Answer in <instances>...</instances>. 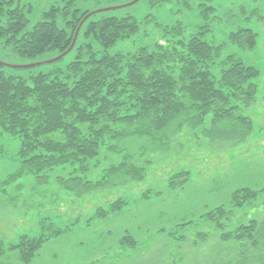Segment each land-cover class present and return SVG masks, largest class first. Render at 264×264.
<instances>
[{
  "label": "rangeland",
  "instance_id": "rangeland-1",
  "mask_svg": "<svg viewBox=\"0 0 264 264\" xmlns=\"http://www.w3.org/2000/svg\"><path fill=\"white\" fill-rule=\"evenodd\" d=\"M13 1L12 7L24 11L27 29L58 6L57 25L71 32L66 20L75 9L89 13L132 0ZM102 16H131L138 29L104 49L85 35L89 17L74 48L50 63L57 54L25 57L1 42L0 61L23 67L0 64V69L26 79L40 72L77 77L70 65L90 56L87 48L80 51L86 43L97 56L153 50L159 41L177 42L172 30L181 24L186 44L202 32L203 39L222 46L208 62L218 79L233 60L257 68L255 99L243 104L233 98L238 107L232 114L249 117L250 129L237 133L232 116L215 120L214 113H207L195 128L174 121L162 133L170 136L160 135L162 142H156L145 128L121 129L118 123L96 136L93 154L37 167L36 148L0 125V239L6 250L0 264H212L219 240L203 224L205 215L231 206L234 192L243 187L256 190L252 201L264 203V0H139L91 17ZM241 28L256 33L253 46H244L234 35ZM217 121L215 135L206 136L204 130ZM262 211L256 209V216ZM199 224L210 232L207 239L197 237ZM40 235L45 240L30 261L21 260L14 245Z\"/></svg>",
  "mask_w": 264,
  "mask_h": 264
},
{
  "label": "trees",
  "instance_id": "trees-1",
  "mask_svg": "<svg viewBox=\"0 0 264 264\" xmlns=\"http://www.w3.org/2000/svg\"><path fill=\"white\" fill-rule=\"evenodd\" d=\"M13 2L0 0V43L25 57L64 52L88 13L78 14L75 9L66 20L71 27L68 32L57 25V12L62 8L53 6L27 29L24 11L12 7ZM84 25L86 37H92L104 49L138 29V22L131 16L90 17ZM172 32L179 38L177 42L159 41L153 50L141 47L132 54L97 56L88 42L80 51L87 48L90 56L70 65L77 77L63 79L40 72L26 79L0 69V125L21 134L27 145L36 148L33 158L37 167L80 153L93 154L98 145L96 136L106 128L113 130L118 123L121 129L125 125H136L135 131L145 128L149 135H156V142L170 136L163 137L162 133L174 121L195 128L203 124L207 113H214L215 120L232 116L238 124L237 133L250 129L249 117L232 114V108L238 107L233 98L243 104L255 99L257 68L233 60L225 76L218 79L208 62L222 46L203 39L202 32L191 36L186 44L181 24ZM234 35L240 36L244 46L255 44L256 33L249 28H241ZM215 124L213 129L204 130L206 136L215 135L219 121ZM256 194V190L243 187L234 192L231 206L221 205L205 215L203 224L213 229L219 240L212 264H264V203L260 206L252 201ZM259 207L262 216H256ZM203 224H199L197 236L201 240L210 233ZM44 240L42 235L26 237L14 248L19 249L21 260L28 262ZM5 251L0 239V259Z\"/></svg>",
  "mask_w": 264,
  "mask_h": 264
},
{
  "label": "water",
  "instance_id": "water-1",
  "mask_svg": "<svg viewBox=\"0 0 264 264\" xmlns=\"http://www.w3.org/2000/svg\"><path fill=\"white\" fill-rule=\"evenodd\" d=\"M138 1H139V0H132L131 2H128V3H126V4L116 5V6H112V7H108V8H102V9L95 10V11H93V12H89L88 14H86L85 17L83 18L81 24H80L79 27L77 28V31H76L75 36H74V38H73V42H72V44L70 45V47H69L66 51H64L63 53H61L60 55L56 56L55 58L48 60L47 63L54 62V61H56V60L61 59L62 57H64L66 54H68V53L74 48V46H75V42H76V38H77V36H78V33H79V30H80V27H81V25L83 24V22H84L86 19H88V18L91 17L92 15H95L96 13L104 12V11L111 10V9L114 10V9H118V8H122V7L130 6V5L135 4V3L138 2ZM0 62H1V61H0ZM0 64H5V65L11 66V67H19V68H20V67H23V66H20V65L7 64V63H4V62H1ZM32 65H34V64H32ZM36 65H37V64H36ZM24 66H25V65H24ZM29 66H30V65L27 64L26 67H29Z\"/></svg>",
  "mask_w": 264,
  "mask_h": 264
}]
</instances>
